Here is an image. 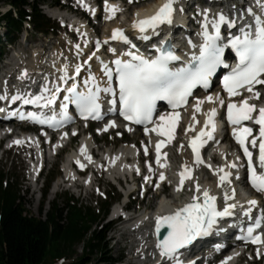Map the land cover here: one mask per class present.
<instances>
[{
	"label": "snow or ice",
	"instance_id": "1",
	"mask_svg": "<svg viewBox=\"0 0 264 264\" xmlns=\"http://www.w3.org/2000/svg\"><path fill=\"white\" fill-rule=\"evenodd\" d=\"M132 0H129L131 3ZM177 0H164V3L150 16L137 18L133 20L132 27L139 31L140 38L149 40L147 34L151 30L154 34H158L157 29L164 24L171 25L175 12V4ZM259 2V0H258ZM80 3L84 4L83 0ZM105 11L109 13L105 19H110L119 11L117 5H109L108 0H104ZM264 8V6H262ZM90 11L95 13L94 9ZM181 11L183 9L181 8ZM248 14L253 17L252 24H245L239 29L238 34L229 33L223 36L222 25H226L228 29L236 26V20L230 19L223 12L213 14L210 18L209 10L204 9L200 12L203 19L200 22L201 43L195 44L188 39V44L192 49H198L191 53V58L180 67L170 66L171 62L180 61V57L175 54L174 48L169 42H162V46L156 49L158 53L154 57H145L137 54L132 50L123 54L128 59L117 57L112 61L115 68L109 67L103 60L100 61L103 69L104 80L103 85L97 81L95 74H90L84 81L85 90H80L74 79L68 76L69 65H64L59 72L61 73L52 87L48 83L40 86V90L35 94L19 93L12 95V101H22L25 105H38L41 111L38 112H15L11 115H19L20 119H31L40 124H49L53 127H59L63 123L71 121L73 117L69 115V104L75 105L79 115L84 118L101 119L102 105L100 103L101 93L108 94L111 99L108 100L109 113L117 112L126 121L134 122L137 125H147L152 123V128H144V132H156L161 137H167L165 140H157L156 153L157 163L160 167L164 164L160 163L161 156H167V153H161V147L165 143L171 142L173 139V131L179 119V112L176 111L181 105L186 104L188 98L193 95V89L197 86L208 88L210 79L217 71V68H231L230 71L222 77L223 89L229 97L240 94V90L246 89L252 93V96L259 98L260 93L255 91L254 85H264V13L257 14L251 7L247 10ZM243 18V17H241ZM114 41H122L135 48L131 44L129 37L121 28L113 29L109 38ZM105 44L108 40L104 41ZM79 49V45H76ZM97 49L100 47V41H96ZM230 47L234 52L236 64L230 66L225 63V48ZM115 52V49H109ZM95 53H93V56ZM91 56L89 60H91ZM99 59V57H97ZM87 63V62H85ZM83 64H76L74 72L78 76L81 72ZM22 75H27L26 71ZM62 82V83H60ZM115 82V86H113ZM63 87V92L61 91ZM63 97L59 103V112L55 110L54 105L57 104L58 96ZM0 96V99H6ZM249 97H245L239 104L227 103V120L233 127L232 134L243 151L244 157L247 159V180L251 187L257 192L264 193V106L257 108L255 104L249 103ZM157 101H166L172 108L171 112L161 113L159 116L153 117V113L157 110ZM204 101L216 102L224 105L225 101L220 98L219 94L207 95L205 97H197L196 103L193 105L195 111H200L201 104ZM43 109H48L51 116L44 113ZM253 113H257L253 115ZM216 109H209L204 121L205 127L201 128L199 133L193 136L189 145L195 156V162L202 163L200 156V148L213 137L215 132ZM195 112L193 113V118ZM252 122L259 126V142L258 137L252 135L251 127L243 126V122ZM115 122L109 121L103 130L108 127H114ZM193 125H189L191 128ZM210 126V127H209ZM207 129V130H206ZM131 131V129H129ZM251 137L249 140L248 138ZM247 141V143H246ZM13 143L21 144L22 140H14ZM251 148L258 147V154L255 158ZM82 152L86 149L82 147ZM147 152V149H145ZM90 159V157H89ZM240 157H236L239 160ZM79 164L80 162L77 161ZM80 167L84 165L80 164ZM229 168H238L234 161L229 163ZM259 168V170H257ZM137 171H139L137 169ZM149 171L151 166L149 165ZM217 175L219 177L218 186L230 184L232 173L225 171L224 167H218ZM179 183L176 190H182L185 179L192 180V169L182 166L179 172ZM150 177H145L149 180ZM165 179V173L159 174V181ZM159 187V183H156ZM197 194H193L190 200L182 206L175 208L165 215H157L155 217V232L157 235L161 233V229H166L167 234L162 239H158L156 248L162 260L170 261L171 264H184L179 257V250L192 244L199 237L207 236L217 224V219L222 217H231L234 215L233 209L237 207L235 203H225L222 210H218L216 206L217 197L210 193L208 188L201 189L198 182L195 183ZM235 196V190L231 193L225 192L224 199L228 201ZM247 207L243 209V214L249 216L253 212V208L258 205L256 199L246 201ZM264 224V211L256 217L253 224H249L246 234L241 236L245 241H251L253 244H264V234L257 232ZM259 254V251H258ZM230 259L226 257L225 260ZM188 264H193L189 261ZM221 264H225L221 261Z\"/></svg>",
	"mask_w": 264,
	"mask_h": 264
},
{
	"label": "trees",
	"instance_id": "2",
	"mask_svg": "<svg viewBox=\"0 0 264 264\" xmlns=\"http://www.w3.org/2000/svg\"><path fill=\"white\" fill-rule=\"evenodd\" d=\"M1 4L11 6L10 11L0 13L5 41L12 42L19 36L24 21L30 24L34 34L55 33L56 25L43 14L39 0H0ZM2 179L0 174V264H47L48 261L64 264L81 243L83 254L65 264H90L89 257L98 254L101 264H118L119 259L106 256L108 226L101 229L111 201H105L95 212L80 207L69 196L64 198L62 206L52 203L43 217H35L22 208L19 190L8 182L3 186ZM49 184L46 178L44 194ZM96 225L102 226L98 229L94 228Z\"/></svg>",
	"mask_w": 264,
	"mask_h": 264
},
{
	"label": "rangeland",
	"instance_id": "3",
	"mask_svg": "<svg viewBox=\"0 0 264 264\" xmlns=\"http://www.w3.org/2000/svg\"><path fill=\"white\" fill-rule=\"evenodd\" d=\"M39 2H41L40 9L42 10L45 16L50 18L49 12H55V11L57 12V9L50 8V6L53 4V0H39ZM70 3H71L70 6L72 7L73 2L71 1ZM5 8H7L6 5H2V4L0 5V11L5 10ZM131 10L132 9H129L128 11H124V13L119 17H117L115 21H118L123 25L128 24L130 21ZM63 12L65 13V11ZM67 15H69V13H67ZM51 20L55 24H58L59 26L57 35L44 37L43 35L40 34H34V33L31 34L32 33V30H30L31 28L27 27L26 30L23 29L22 33L20 34V37L12 47H4V46L2 47L3 61H0V73L1 72L5 73L8 71V68H11L13 70L12 72L15 75L17 74L18 69L22 66L40 67L42 65H45V63L50 62V60L51 62L55 61L52 63L51 66H49L51 71L49 72L47 71L49 70L48 67H46L45 70H43V72L47 74V73H52L53 69H55L57 64L61 61L67 63V62H72L71 59L72 60L74 59V61L77 60V57L80 56L81 53L77 52L73 44L78 43L79 45V41L82 40L81 37L78 36L77 42L74 43V39H73L74 37L72 32L78 33V30L76 29V27L74 29L70 28L69 30L64 29L62 28L60 23L56 22V20H54L53 18H51ZM79 24L81 25L79 27L86 29V31H88L89 33H94L95 31L98 35H102V33H104L107 29V24L104 21L98 22L96 24H93V22L90 21L89 22L90 25H89L87 24L86 21L81 20L79 21ZM83 25H85L86 28ZM57 51L58 53H60L59 57L58 54L56 53ZM38 53L44 54V56H42L41 59L39 60H38ZM4 69H6V71H4ZM97 130H98V125H93L91 127L92 134H95ZM112 138L115 142V146H113ZM133 140L134 139L131 138L130 141ZM121 144L122 142L116 140L115 135L111 137L103 136L100 140L98 139L97 147H100L101 149H103L104 147L113 148ZM63 159H64V155L61 154V158L56 161L55 166L52 167L50 163H47L46 168L42 173L41 181H39L35 186L34 185L30 186L27 183L26 175L23 169L24 167H22L24 165H22L20 156L16 154L14 150L11 152H6L2 155L0 154V174L3 177L2 182L3 184L4 182H8L9 184H12L13 187L19 190L22 208H24L28 214L35 217H40V216L43 217L52 203L53 204L58 203L60 206H62L64 203V198L69 196L73 197L75 201H77L80 207H89L96 212L100 208V206L104 203L105 196L108 198V197L116 196L118 194L119 192L118 189L114 186V184H112V182H110L107 178H105L104 174L102 173L103 176L102 174L96 175L97 180H95V183L92 186L90 192H86V191L84 192L83 190L80 192L78 188L72 187L71 184L63 183L57 186V190L54 188L55 189L54 192L52 191V184H51L49 186L47 194L43 195L42 190H43V181L45 177L55 174L61 176L62 173L60 171V162L63 161ZM58 175L56 178H54V181L56 182H59ZM96 185L98 187L97 190H96ZM142 204L144 205L147 204L149 209L152 210L156 204L155 197L146 198V200ZM140 207L142 208V205ZM110 217L111 216L109 209V213L106 219H104V221L102 222L103 227L101 228L102 225L100 226L101 229H104V226L108 222H110ZM124 226L125 225L121 223L120 228H125ZM96 227L98 228V225L94 226V228ZM115 232L114 229L108 232V238L110 239V242L106 250V256H112L113 258H117L118 256H121L123 260L119 264H140V260L138 259V257L141 255V253H139L138 251L136 252L133 248H131L133 247L134 244H136L133 238L137 233L126 232L124 239H121L120 242H115L114 237L115 238L117 237V234H115ZM75 250L76 253L72 257H69V260H66L64 264L80 256V254H83V244L81 243L77 245ZM150 256L153 257L152 253ZM89 258L91 259L90 264H101L99 254L95 256H90ZM47 264H51V262L48 261ZM214 264H218V262Z\"/></svg>",
	"mask_w": 264,
	"mask_h": 264
},
{
	"label": "bare ground",
	"instance_id": "4",
	"mask_svg": "<svg viewBox=\"0 0 264 264\" xmlns=\"http://www.w3.org/2000/svg\"><path fill=\"white\" fill-rule=\"evenodd\" d=\"M158 2H160V1L154 0L150 4L146 3L145 5H140L138 7L133 8L130 12V14H131L130 19L133 20V18L135 16L140 15L142 13H145L146 11H148L150 9L151 6H153L154 4H156ZM178 2H180V1L178 0ZM111 5H115V3H111ZM65 13L64 12H58V13H56V16L60 17L61 19H63V18L71 19V17H68L67 13L66 14ZM108 15H109V13H108ZM111 22H113L114 24L118 23L117 21H115L114 18H111L110 21H108V23H110V24H111ZM79 26H81V25L79 23H77L73 28L76 27V29L78 30V33L81 30L80 35L81 36L84 35V36H86V39H89V36L87 35V33H85L86 29L79 27ZM83 26H85V25H83ZM124 26H127V25H124ZM70 28H72V27H70ZM85 28H86V26H85ZM86 44H87V40H86ZM56 53L58 54V51ZM38 54H39L38 55V60H39L41 58L40 55H42V54H40V53H38ZM57 54H56V56H57ZM97 57L102 58L103 56L100 53H96L94 55V58L97 59ZM78 59H80V58H78ZM71 61H72V59H71ZM88 61H90V60H88ZM76 63L82 64L81 60H78V62H76ZM71 66H74V64L69 65V67H71ZM92 66H93V62L87 64L86 67L91 68ZM62 67L63 66H60V69ZM90 74H95L96 77H99V75L97 74V70L94 68H91L89 73L85 72L82 76L84 77V79H86ZM46 79L47 78L45 77V80ZM48 83L51 86L53 83V80L50 78V80H48ZM213 94L215 95V92ZM217 105H218V102L216 103V106ZM216 106L214 108H216ZM201 108H203V110H205L208 107L205 104H201ZM195 115H197V114L195 113ZM109 121L104 120V122L100 125V128L98 129L99 134H101L102 129L108 124ZM109 128L112 129L113 127H109ZM184 128H185V125H184ZM183 133H184V131H182V134H177L178 135L177 140L175 141V143L173 145H170L168 147V151L166 152L167 153L166 157L168 159H170V161L173 160L175 165H177V166H180V164H183V163L185 164V163L189 162V160L186 158V155L184 154V148L179 147V144L184 142V136L186 135V133L185 134H183ZM21 137H23L24 139H21V138H17V139L22 140V141L23 140H25V141L29 140L30 143H32V144L34 142L36 143L34 138H32L28 135H26V136L22 135ZM64 137H65V135L62 134L59 139H57L51 146H49V150L52 151L53 149H55L58 146V144H60L62 141H64ZM17 139H15V140H17ZM92 140L96 141L97 137L94 135L85 134L79 140V143H77L76 146L70 152L71 160L80 161L84 166H87L88 168H91V167L99 168V167H101L103 169L105 175H106V178L109 180L115 179L118 175H121V174L125 175L131 169L135 168V164L133 162H129L130 160L128 158H126L135 149L132 142H128V143L124 142L119 146H116L112 149H108L107 151H103L101 155H99L98 153H94V150H93L92 153H94L96 155V157H98L97 160L95 161L92 159V157L89 154V146H90V142ZM82 147L84 149H86V152L81 151ZM99 150H100V148H98V151ZM47 151H48V149H47ZM216 152L219 153V159L220 160L218 161V163L216 165L215 171L217 170L218 167H224L225 165L230 163V160H229L230 158L228 157V155H226L227 150L223 151V150L217 149ZM223 154L226 156L224 157ZM89 157H90V159H89ZM68 168L69 167H67V169L63 170L64 177L61 175L62 176L61 179L63 180L62 181L63 183H66L69 180L70 181L76 180L74 175L72 174L71 170ZM92 174L95 175V173L93 171H92ZM92 174H89L85 178L86 184L91 182ZM197 174H198V177H200L199 173H197ZM198 177L195 178L194 180H192L191 182L186 183V184H188V186L186 188L183 186L182 190H180V191H177L176 188H174L172 186L169 193L167 195H165V198L157 201L152 210L150 209L147 212L145 211L143 215H137L136 217L132 218L131 222L128 223L129 226H136V227L140 226V228L142 226V228L140 229V230H142V232L141 233L138 232L137 245L138 246L141 245L140 251H143V253L145 255L141 257L140 264H169V262H166V260H162V258L159 255V250H157V248H156L155 240L152 238V232H151L152 226L155 223V217L157 215H164L167 212L177 208L183 202H186V200L188 198H190L193 194L198 195V193H196V190H195V183L196 182H198L200 184L201 189L208 188L210 190L211 194L215 193L218 197H221L222 195H224L225 192L231 193V190L233 189L230 187L229 184L218 186L219 177L217 175V172H216V175L211 174V177H209L207 179H205V178L199 179ZM244 184L246 186L248 184V182L245 180ZM58 185L59 184L57 183L56 186H58ZM52 191L54 192V190H52ZM251 191H254V189L251 188ZM235 194L237 195L236 190H235ZM249 199H253V198H249L247 196L245 197V195L242 194L240 197H238L236 199V201L231 200V201H229V203H235L237 205L243 204L244 206L247 207L246 201ZM222 203H224V202H222ZM114 213H115V210H114ZM145 221H148V222L145 223ZM151 253H152L153 257L150 256ZM227 257H230V259H227V260L223 259L221 261H224L225 264H233L234 255L230 254ZM221 261L219 262V264H221ZM241 264H250V263L246 262V263H241Z\"/></svg>",
	"mask_w": 264,
	"mask_h": 264
}]
</instances>
